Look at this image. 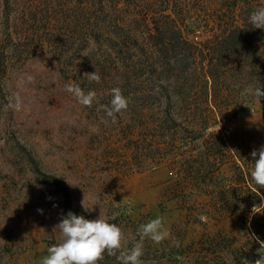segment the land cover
<instances>
[{"label":"rangeland","instance_id":"rangeland-1","mask_svg":"<svg viewBox=\"0 0 264 264\" xmlns=\"http://www.w3.org/2000/svg\"><path fill=\"white\" fill-rule=\"evenodd\" d=\"M80 6L82 0H67L55 15L41 4L35 16H21L18 27L13 19L6 24L5 32H13L10 41L2 33L0 5V264H39L59 241L55 227L71 209L87 219L98 218L100 211L107 215L124 230L129 248L133 238L139 239V226L161 216L170 237L160 244L144 240V264H199L196 255H189L192 261L185 258L186 249L207 239L210 253L219 233L223 247L234 243V223L215 211L221 206L216 196L232 186L235 194L264 188L231 183L237 161H228L216 164L215 178L200 188L186 183L176 189L169 162L156 166L150 158L151 136L157 134L153 122L165 109L163 88L156 87V77L143 83L135 73V49L122 56L88 43ZM211 28L200 29L195 40H205ZM139 30L140 38L147 30ZM255 45L261 50L259 41ZM95 71L99 83L84 77ZM246 79L231 85L233 91L238 85L239 93H233L237 104L225 111L227 131L221 122L210 131L221 132L216 137L226 138L228 148L238 146L250 155L264 146V99L246 102L241 93L249 85L264 88V79ZM72 82L97 93L92 107L65 91ZM114 87L129 101L115 121L106 115ZM17 97L20 107H7Z\"/></svg>","mask_w":264,"mask_h":264},{"label":"trees","instance_id":"trees-1","mask_svg":"<svg viewBox=\"0 0 264 264\" xmlns=\"http://www.w3.org/2000/svg\"><path fill=\"white\" fill-rule=\"evenodd\" d=\"M66 1L0 0L2 33L12 19L18 27L21 16H35L38 13L35 9L40 10L41 4L56 15L59 3ZM82 1L80 10L86 18L88 43L107 46L119 55L135 49L139 54L132 60L135 73L144 78L143 83L156 77V87L163 88L165 109L153 122V132L157 134L151 136L152 164L168 161L176 175L173 186L178 189L186 183L198 184L200 188L207 179L215 178L216 164L237 161L231 183L242 186L252 183L255 187L250 177L254 163L251 156L238 146L228 148L226 138L216 137L221 132L210 129L220 122L227 124L225 111L237 104L233 93H239L240 80L254 75L264 79V29L254 28L249 21L252 11L264 6V0ZM211 24L210 36L195 40L201 37L197 35L200 29L207 31ZM140 28L147 31L139 38L136 33ZM4 34L12 41L13 32L8 30ZM256 41L260 42L259 51ZM235 77L238 82H231L236 81ZM232 83L239 85L236 91L231 89ZM253 98L248 96L246 102ZM156 101L159 106L163 103ZM198 147L201 149L192 154ZM229 188L216 196L221 206L215 211L232 219L234 243L223 247L225 237L221 238L219 233L220 240L209 253L205 248L207 239L201 240L196 249L185 250L188 261L194 259L189 255H196L199 264H217L218 260L223 261L219 264H246L264 255V251L260 255V244L255 239L264 241V192L235 194L236 188ZM238 236L245 240L241 242ZM193 248L195 251H191ZM99 264L120 262L116 256L105 253Z\"/></svg>","mask_w":264,"mask_h":264},{"label":"clouds","instance_id":"clouds-1","mask_svg":"<svg viewBox=\"0 0 264 264\" xmlns=\"http://www.w3.org/2000/svg\"><path fill=\"white\" fill-rule=\"evenodd\" d=\"M249 21L254 28L264 29V6L253 10ZM84 77L97 83L100 81V76L96 71L85 73ZM31 79V77L28 78L29 81ZM65 91L85 107H92L97 98L94 90L86 93L75 82L66 84ZM241 95L264 99V88H253L249 85ZM111 96L110 107L107 108L106 115L115 121L117 114L127 110L129 101L120 87L112 88ZM7 107L18 109L20 107L19 97L16 98L15 104L10 102ZM250 155L255 161L250 172L251 180L259 188H264V146L253 150ZM55 228L59 229L60 239L47 249L48 254L39 261V264H99L104 259L105 253L109 256H116L120 264H144L141 259L144 255V240L147 238L160 244L170 237V231L165 227L164 218L158 216L139 226L136 232L139 239L133 238L132 246L129 248L127 247L128 237L124 230L116 223L110 222V218L101 211L96 219H87L83 215L78 216L69 211ZM255 239L260 244L258 251L261 255L264 251V241H260L258 237ZM175 243L178 246V242ZM255 264H264V255H261Z\"/></svg>","mask_w":264,"mask_h":264}]
</instances>
